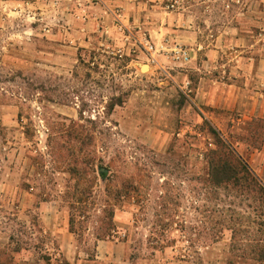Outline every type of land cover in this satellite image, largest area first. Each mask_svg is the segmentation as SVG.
Instances as JSON below:
<instances>
[{
  "label": "rangeland",
  "instance_id": "rangeland-1",
  "mask_svg": "<svg viewBox=\"0 0 264 264\" xmlns=\"http://www.w3.org/2000/svg\"><path fill=\"white\" fill-rule=\"evenodd\" d=\"M5 7L0 264H264L232 256L231 231L206 248L200 234L209 129L246 158L247 148L263 144V119L253 123L255 134L242 135L244 110L216 107L209 94L258 84L247 77L264 73V0H24ZM187 29L195 31L191 44ZM125 91V103L108 116L110 98ZM90 149L105 164L118 161L123 177L134 165L145 175L148 202L115 206L110 237L100 229L112 171L79 178L71 171L76 158L67 155ZM162 239L177 242L161 250ZM188 239L198 252L183 260L178 251Z\"/></svg>",
  "mask_w": 264,
  "mask_h": 264
},
{
  "label": "trees",
  "instance_id": "trees-1",
  "mask_svg": "<svg viewBox=\"0 0 264 264\" xmlns=\"http://www.w3.org/2000/svg\"><path fill=\"white\" fill-rule=\"evenodd\" d=\"M89 67V65H88ZM129 92H122L120 95H113L107 104V115H111L117 106H122ZM82 112H80L81 114ZM111 131V129H109ZM77 136H82L83 127L75 128ZM209 132L214 137V144L204 155L207 162V173L200 178V193L203 196V227L200 231L202 247H212L223 237L226 231H231V242L228 245L230 251L235 253V258L250 259L258 263L264 262V181L255 172L249 161L238 152L237 147L223 136L222 132L215 127H211ZM91 139H95L92 133ZM63 162L67 156L58 152ZM68 157L74 156L76 160L71 163V171L79 178H83L86 171L95 172L96 168H104L105 174L112 171L113 179L107 192L108 198L105 199L104 207L101 210L104 222L100 229L104 237L113 236L112 231L113 214L115 206L118 204H140L145 206L149 197L143 190L144 177L141 168L134 165L130 174L121 176L122 167L118 161L111 159L108 164L97 155L95 150L83 152L78 150V156L85 159L87 170L80 167L82 161L74 153H67ZM65 157V158H64ZM80 161V162H78ZM67 164H69L67 162ZM118 179H121L119 182ZM91 192V190H90ZM89 192V193H90ZM145 192V193H144ZM87 198H89L87 196ZM87 199L79 197L76 203L82 207H87ZM140 212V211H139ZM173 215H176L173 213ZM173 218V222H176ZM183 226V225H181ZM183 226L181 232L184 230ZM256 234L258 238H256ZM190 245L181 248L178 253L183 260H190L193 254L197 253L195 241L188 239ZM176 240H157L156 246L161 250L175 246ZM235 258L231 261L235 262Z\"/></svg>",
  "mask_w": 264,
  "mask_h": 264
},
{
  "label": "crops",
  "instance_id": "crops-1",
  "mask_svg": "<svg viewBox=\"0 0 264 264\" xmlns=\"http://www.w3.org/2000/svg\"><path fill=\"white\" fill-rule=\"evenodd\" d=\"M23 1L24 0H0V4L6 6L5 8L8 9L10 8V6L21 4ZM101 1H105L108 3L109 1L119 2L122 0ZM183 37L185 38L184 40L186 44H191L195 41V31L187 29L186 32H183ZM247 80L256 82L258 84L254 85L251 83V87H247L245 89H242L241 87H233L232 85H230L229 88L223 91L221 90L219 91V93L217 91H213L209 94V103L219 108L222 107L229 109H243L247 119L245 122H247L249 126L247 125V127L244 128L246 131L242 135L252 136L253 134H255V127L253 126V123L256 122L259 118L264 120V73L250 75L247 77ZM247 151L249 154L247 155V158H245L249 161L255 172L264 181V138L261 147H258L253 151H250L249 148H247Z\"/></svg>",
  "mask_w": 264,
  "mask_h": 264
},
{
  "label": "built area",
  "instance_id": "built-area-1",
  "mask_svg": "<svg viewBox=\"0 0 264 264\" xmlns=\"http://www.w3.org/2000/svg\"><path fill=\"white\" fill-rule=\"evenodd\" d=\"M171 6L174 7L173 4ZM182 53H183V55L185 56L186 59L190 58V51H189V49L187 47L186 48L182 47Z\"/></svg>",
  "mask_w": 264,
  "mask_h": 264
},
{
  "label": "water",
  "instance_id": "water-1",
  "mask_svg": "<svg viewBox=\"0 0 264 264\" xmlns=\"http://www.w3.org/2000/svg\"><path fill=\"white\" fill-rule=\"evenodd\" d=\"M99 172H100V174H101L102 176H104V174H105V169H104V168H101V169H99Z\"/></svg>",
  "mask_w": 264,
  "mask_h": 264
}]
</instances>
